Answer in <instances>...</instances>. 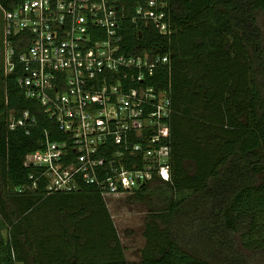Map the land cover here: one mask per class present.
<instances>
[{
    "label": "trees",
    "instance_id": "obj_1",
    "mask_svg": "<svg viewBox=\"0 0 264 264\" xmlns=\"http://www.w3.org/2000/svg\"><path fill=\"white\" fill-rule=\"evenodd\" d=\"M12 7L10 0H0ZM264 0H168L170 31L126 22L123 50L168 54L149 83L171 98L170 175L129 199L149 207L129 260L106 198L33 188L25 155L61 134L17 78L0 99V264H264ZM25 47H18L22 52ZM29 109V133L10 116ZM23 188L19 191L20 188Z\"/></svg>",
    "mask_w": 264,
    "mask_h": 264
},
{
    "label": "built area",
    "instance_id": "obj_2",
    "mask_svg": "<svg viewBox=\"0 0 264 264\" xmlns=\"http://www.w3.org/2000/svg\"><path fill=\"white\" fill-rule=\"evenodd\" d=\"M10 2H0L5 73H19L22 92L63 134L52 139L45 128L41 145L25 155L31 186L54 194L93 185L107 198L168 178L171 98L149 78L169 55L123 50L126 22L169 33L168 0ZM37 123L29 109L10 116L11 129L29 133Z\"/></svg>",
    "mask_w": 264,
    "mask_h": 264
},
{
    "label": "rangeland",
    "instance_id": "obj_3",
    "mask_svg": "<svg viewBox=\"0 0 264 264\" xmlns=\"http://www.w3.org/2000/svg\"><path fill=\"white\" fill-rule=\"evenodd\" d=\"M259 25L264 31V11H258ZM4 31L3 15L0 9V99H5L6 87L3 76L4 67ZM132 193H117L106 198L107 205L115 223L121 243L125 248V255L129 260H137L140 251L145 245L144 236L146 216L149 207L143 202H132L129 196Z\"/></svg>",
    "mask_w": 264,
    "mask_h": 264
},
{
    "label": "crops",
    "instance_id": "obj_4",
    "mask_svg": "<svg viewBox=\"0 0 264 264\" xmlns=\"http://www.w3.org/2000/svg\"><path fill=\"white\" fill-rule=\"evenodd\" d=\"M141 258V254H140V257H139V259ZM139 259H137V260H139Z\"/></svg>",
    "mask_w": 264,
    "mask_h": 264
}]
</instances>
